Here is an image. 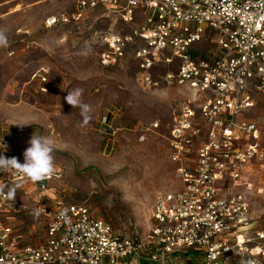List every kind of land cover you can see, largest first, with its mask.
<instances>
[{
    "label": "built area",
    "instance_id": "built-area-1",
    "mask_svg": "<svg viewBox=\"0 0 264 264\" xmlns=\"http://www.w3.org/2000/svg\"><path fill=\"white\" fill-rule=\"evenodd\" d=\"M99 7L124 26L102 34L103 66L130 58L146 89L195 92L175 108L170 126L181 185L158 197L147 232L118 231L84 203H43L53 173L34 183L44 239L21 243L0 220V264H264V222L252 207L261 188L255 176H264V146L253 141L257 122L237 118L264 95V0H80L49 24L81 21ZM45 70L37 74L42 83ZM159 127V121L136 123L138 141ZM10 173L16 185L31 182ZM3 205L20 203L2 191Z\"/></svg>",
    "mask_w": 264,
    "mask_h": 264
},
{
    "label": "rangeland",
    "instance_id": "rangeland-1",
    "mask_svg": "<svg viewBox=\"0 0 264 264\" xmlns=\"http://www.w3.org/2000/svg\"><path fill=\"white\" fill-rule=\"evenodd\" d=\"M79 1L0 0V29L10 40L9 47L0 48V142L6 145L0 154L23 163L33 134L51 137L55 178L43 203L53 198L84 203L118 231L147 232L158 197L181 185L170 157V126L175 108L195 92L165 85L146 89L130 58L103 66L102 34L124 29L106 17L103 7L87 11L81 21L49 24L56 16L71 14ZM42 67L47 76L43 83L37 76ZM75 88L84 90L82 100L92 106L87 124L80 109L64 99ZM237 118L257 122L253 141L264 146V95H257L253 107ZM140 121L160 122L143 143L134 130ZM10 172L0 173L3 191L16 185L8 180ZM260 177L252 207L264 222V176L259 173L255 179ZM38 194L28 182L17 187L19 206L0 207V220L12 225L24 244L45 237V220L36 211Z\"/></svg>",
    "mask_w": 264,
    "mask_h": 264
},
{
    "label": "clouds",
    "instance_id": "clouds-1",
    "mask_svg": "<svg viewBox=\"0 0 264 264\" xmlns=\"http://www.w3.org/2000/svg\"><path fill=\"white\" fill-rule=\"evenodd\" d=\"M9 45L10 40L7 31L5 29H0V48H7ZM83 91L82 88H75L68 91L64 99L67 104L71 105L73 108L80 109L82 122L87 124L91 120L90 113L92 112V106L83 102ZM28 143L30 146L23 152V163L19 162L16 157L0 155V173L12 171L16 174L23 175L33 183L50 178L55 170L53 139L48 136L33 134ZM2 145L3 147L0 148L6 150V145L3 143ZM3 187L4 186H0V192L3 191ZM17 187H19V185L8 188L7 197L9 199H15Z\"/></svg>",
    "mask_w": 264,
    "mask_h": 264
}]
</instances>
